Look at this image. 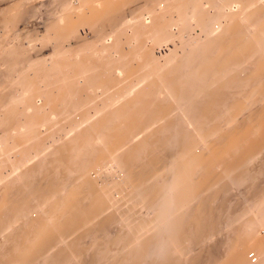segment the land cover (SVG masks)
<instances>
[{
	"label": "bare ground",
	"instance_id": "bare-ground-1",
	"mask_svg": "<svg viewBox=\"0 0 264 264\" xmlns=\"http://www.w3.org/2000/svg\"><path fill=\"white\" fill-rule=\"evenodd\" d=\"M0 264H264V0H0Z\"/></svg>",
	"mask_w": 264,
	"mask_h": 264
},
{
	"label": "rangeland",
	"instance_id": "rangeland-1",
	"mask_svg": "<svg viewBox=\"0 0 264 264\" xmlns=\"http://www.w3.org/2000/svg\"><path fill=\"white\" fill-rule=\"evenodd\" d=\"M215 245H217L218 247H217V246H215ZM215 245H214V246H215V248H219V245H218V244H215ZM247 252H248V251H247ZM250 253H251V254H250ZM248 254H249V255H252V251H249V252H248ZM252 259H253V257L251 258V260H252Z\"/></svg>",
	"mask_w": 264,
	"mask_h": 264
}]
</instances>
